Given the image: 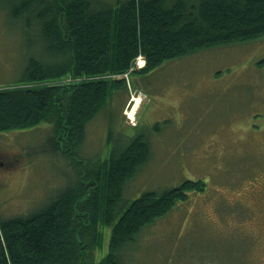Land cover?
Here are the masks:
<instances>
[{
    "label": "rangeland",
    "instance_id": "obj_1",
    "mask_svg": "<svg viewBox=\"0 0 264 264\" xmlns=\"http://www.w3.org/2000/svg\"><path fill=\"white\" fill-rule=\"evenodd\" d=\"M28 39L0 4V86L19 79ZM262 58L264 35L203 47L148 72L140 53L128 71L107 74L128 85L88 123L81 159L104 162L116 143L140 133L151 145L124 185L117 217L146 190L192 181L186 200L123 246L124 264H264ZM134 96L140 102L131 115ZM52 127L0 130L7 163L0 164V222L39 211L76 180L75 160L53 149ZM112 226L100 221L96 262L109 251Z\"/></svg>",
    "mask_w": 264,
    "mask_h": 264
},
{
    "label": "trees",
    "instance_id": "obj_2",
    "mask_svg": "<svg viewBox=\"0 0 264 264\" xmlns=\"http://www.w3.org/2000/svg\"><path fill=\"white\" fill-rule=\"evenodd\" d=\"M27 40L16 82L0 86V130L52 123L55 152L74 159L76 180L47 206L0 222V264H124L123 246L186 200L192 181L146 190L117 217L123 189L151 155L146 135L108 159H81L88 123L143 53L146 72L167 60L264 35V0H0ZM39 50L40 55L34 53ZM264 64V58L259 60ZM201 185V183H199ZM195 187V185H194ZM202 187V186H201ZM100 221L113 224L108 253Z\"/></svg>",
    "mask_w": 264,
    "mask_h": 264
},
{
    "label": "bare ground",
    "instance_id": "obj_3",
    "mask_svg": "<svg viewBox=\"0 0 264 264\" xmlns=\"http://www.w3.org/2000/svg\"><path fill=\"white\" fill-rule=\"evenodd\" d=\"M133 98H134L135 103L133 104L132 109H130V114H131V115L134 114V112H135V110L137 109L138 104H139V102H140V97H138V96H134Z\"/></svg>",
    "mask_w": 264,
    "mask_h": 264
},
{
    "label": "flooded vegetation",
    "instance_id": "obj_4",
    "mask_svg": "<svg viewBox=\"0 0 264 264\" xmlns=\"http://www.w3.org/2000/svg\"><path fill=\"white\" fill-rule=\"evenodd\" d=\"M0 164H7V163H5V161L0 160ZM261 184H262L261 188L264 194V182H262Z\"/></svg>",
    "mask_w": 264,
    "mask_h": 264
}]
</instances>
